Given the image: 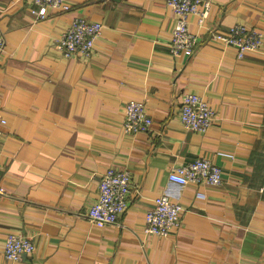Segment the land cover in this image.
Masks as SVG:
<instances>
[{
    "label": "crops",
    "instance_id": "obj_1",
    "mask_svg": "<svg viewBox=\"0 0 264 264\" xmlns=\"http://www.w3.org/2000/svg\"><path fill=\"white\" fill-rule=\"evenodd\" d=\"M66 12L32 0H0V264H264V0H212L208 28L236 23L262 34L236 58L199 37L191 54L167 44L176 16L165 0H67ZM101 22L94 52L64 57L56 48L72 18ZM185 92L215 112L206 132L179 119ZM144 102L148 132L123 129L124 103ZM206 158L222 170L217 186L168 179L175 164ZM128 169V205L109 227L87 216L102 173ZM182 207L166 236L143 231L155 198ZM28 236L30 254L4 257L6 234Z\"/></svg>",
    "mask_w": 264,
    "mask_h": 264
},
{
    "label": "built area",
    "instance_id": "obj_2",
    "mask_svg": "<svg viewBox=\"0 0 264 264\" xmlns=\"http://www.w3.org/2000/svg\"><path fill=\"white\" fill-rule=\"evenodd\" d=\"M176 16V23L169 34L167 44L172 54H191L199 42L198 35L193 32L187 20L189 14L197 15V23L207 32L208 40L220 41L226 49L231 48L236 58L258 49L262 42V34L255 27L236 23L225 30L208 28L212 0H165ZM30 13L36 20L47 17L45 8L66 12L71 5L67 0H32ZM102 23L85 18H72L69 26L56 43L61 54L70 58L76 55L84 58L94 52V44L101 33ZM5 48V40L0 34V56ZM215 117V112L200 95L185 92L181 97L179 119L191 130L206 132ZM5 119L0 116V143L3 136ZM123 129L127 134L146 133L152 125V118L147 112L144 102L131 99L124 103ZM168 179L180 185L190 182H203L217 186L222 182L221 168L206 158L173 165L168 172ZM132 177L128 169L109 166L101 175L97 198L87 210L90 221L98 227H109L117 223L118 216L128 205L131 192ZM264 189V186L262 187ZM0 188V192H2ZM181 204L167 194L155 198L154 205L145 214L143 231L148 235L166 236L181 226ZM34 250L32 240L16 231L6 234L4 257L9 260L19 259L22 254H30Z\"/></svg>",
    "mask_w": 264,
    "mask_h": 264
}]
</instances>
